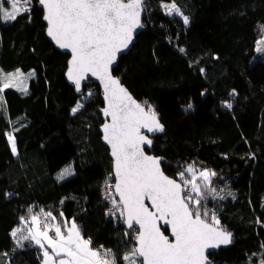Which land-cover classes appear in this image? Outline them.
Here are the masks:
<instances>
[{
    "label": "trees",
    "instance_id": "16d2710c",
    "mask_svg": "<svg viewBox=\"0 0 264 264\" xmlns=\"http://www.w3.org/2000/svg\"><path fill=\"white\" fill-rule=\"evenodd\" d=\"M164 1L173 2L145 1L143 27L113 73L158 114L164 131L152 137L150 153L161 157L167 175L179 181L177 173L188 165L216 173L211 186L218 195L214 199L205 192L204 202L232 234V242L210 253V259L215 264H260L264 57L256 47L264 40V0H175L189 17L188 25L164 13ZM36 2L30 15L0 19V68L35 73L26 80V94L15 88L0 94V103L6 102L0 116V264H41L38 246L24 241L18 247L10 235L23 227L20 218H29V208L33 214L43 209L57 220L72 219L92 247L111 249L118 264H127L120 258L135 246L128 235L135 233L124 226L119 212L109 216L111 203L104 201L112 174L98 131L100 90L88 81L82 94H75L64 77L68 55L53 46L38 53L48 41ZM78 101L83 107L73 115ZM7 132L15 136L17 155ZM69 165L72 174L58 179Z\"/></svg>",
    "mask_w": 264,
    "mask_h": 264
},
{
    "label": "snow or ice",
    "instance_id": "6c2138e0",
    "mask_svg": "<svg viewBox=\"0 0 264 264\" xmlns=\"http://www.w3.org/2000/svg\"><path fill=\"white\" fill-rule=\"evenodd\" d=\"M32 3L33 0H0V19L7 22L25 13L30 15ZM38 3L44 9L47 35L61 49L71 52L66 75L76 92H81L82 81L89 74L103 84L107 107L102 111L111 118L110 123L103 125V140L111 146L115 177L114 185L106 182L107 187L114 189V195L106 193L105 198L112 202L109 213L114 215L113 209L119 212L128 229L135 233L128 235L136 242L120 259L127 264L138 261L139 264H206L207 249L232 242V234L221 228L216 213L204 202L205 192L214 199L218 195L211 186L216 173L204 169L197 176L195 167L188 165L177 173L179 182L165 175L160 158L146 154L145 148L151 147L152 140L142 132L164 131L158 114L150 105L146 109L133 99L111 74L117 55L128 48L136 29L143 27L141 14L147 10L145 0H38ZM4 4L9 7H3ZM161 6L168 15L180 16L185 25L189 24V17L175 0ZM260 44L264 40L257 42L256 51L264 54ZM34 74L33 71L25 75L20 69L5 73L0 68V94L9 88L26 94V80ZM5 103H0V116L6 111ZM225 106L231 108V104ZM82 107L78 101L72 114ZM5 135L13 155H17L13 132ZM185 172L191 174L190 179L185 178ZM71 174V166H66L58 179ZM27 211L29 218H20L23 227L15 228L10 235L18 247H24V241L38 246L43 264H118L111 249H93L92 241L82 236L75 221L69 224L65 220L63 225L52 223L57 218L51 211L41 209L34 214L32 208ZM60 216L63 217L62 212ZM169 230L171 239L165 234ZM260 264H264V259Z\"/></svg>",
    "mask_w": 264,
    "mask_h": 264
},
{
    "label": "water",
    "instance_id": "95a60500",
    "mask_svg": "<svg viewBox=\"0 0 264 264\" xmlns=\"http://www.w3.org/2000/svg\"><path fill=\"white\" fill-rule=\"evenodd\" d=\"M36 4H37V6H38L39 8L42 9V20H43L44 23L46 24V27H45V37H46V40L52 44L53 48H55V49L58 50L59 52H62V53H65V54L68 55V57H67V61H66V68H65V71H64V77H65V80L67 81V83H68L70 86H72V87L74 88V92H75V94H77V95H81V94H82V91H83V86H84L88 81H91V82H93V83H95V84L98 85V88H99V90H100V96H101L102 104H103L102 107H101V109H100L102 123L99 125V127H98V131H99V133H100L101 143L107 148V150H108V156H109L110 159H111V174H112L113 182L115 183V177H114V158L111 156V146L108 145V144L103 140V125H104V123H110V122H111V118H110V117H106V116L103 114V111H102V109H104L105 107H107V102H106L105 99H104V88H103V84H102L98 79H96L95 77H92V76L89 74L88 78H87L85 81H82L81 92H80V93H77V92H76V90H75V85H74L71 81L68 80L67 75H66L67 68H68V63H69V61H70V59H71V52H70V50H68V49H61L58 45H56L55 41H53V40L51 39V37H49V36L47 35V22L43 19V16H44V9H43V7L38 3V0H37ZM144 14H145V12H142V14H141V24L143 23V17H144ZM141 29H142V27L136 29V31H135L134 34H133L132 42L129 44L128 48H127V49H124L121 53H119V54L117 55V59H116V61L114 62V64L112 65V67H111V74H112V76H113L114 78H118V79L120 80L121 86H123L124 88L127 89V91H128L129 94L133 97V99H135L138 103L143 104L142 102H140L137 98H135V97L133 96V94L128 90V88L122 83L121 78L113 73V69L116 67L119 57H120L121 55L126 54V53L131 49L132 45L135 43L136 36L139 34V32L141 31ZM143 105H144L145 108L147 109L146 105H145V104H143ZM142 132H143V134L147 135V136L149 137V139H151V140H152V137H153V136H155V135H159V134L162 133V132L148 133L146 130H142ZM151 147H152V145H151ZM151 147H150V148H147V147L145 148V152H146V154H147V155L154 156V157H157V158H160V161H161V157H160V156H155L154 154L150 153ZM160 167H161V169H162L161 164H160ZM162 171H163V169H162ZM163 172H164V171H163ZM164 174L167 175L165 172H164ZM167 176H169V175H167ZM169 177H170V178H173V177H171V176H169ZM173 179H175V178H173ZM178 182H179V181H178ZM113 193H114V189H113ZM116 198L119 199L118 197H116ZM146 203H147V202H146ZM123 223H124V220H123ZM124 226L128 229L126 223H124ZM221 228H223V227H221ZM162 230H163V227H162ZM165 234L170 236V230H169L168 233H165ZM170 239H171V236H170ZM134 243H135V246H136V242H135V241H134ZM227 245H229V244H227ZM227 245H223V244H222V245H220L218 248L207 249V250L205 251V255L207 256L206 264H215V262H214L212 259H210L209 254L212 253L213 251H215V250L221 248V247H226ZM135 246H134V247H135Z\"/></svg>",
    "mask_w": 264,
    "mask_h": 264
},
{
    "label": "rangeland",
    "instance_id": "374dc122",
    "mask_svg": "<svg viewBox=\"0 0 264 264\" xmlns=\"http://www.w3.org/2000/svg\"><path fill=\"white\" fill-rule=\"evenodd\" d=\"M164 3H171L170 1H164V2H162L161 3V5L162 4H164ZM162 7V6H161ZM162 10L164 11V13H166L165 12V10L162 8ZM167 14V13H166ZM168 15V14H167ZM168 16H170V15H168ZM171 16H177V15H171ZM179 18H181L182 19V17H180V16H178ZM183 20V19H182ZM259 41H262V39H259ZM260 47H262V48H264V44H260ZM52 48V44L50 43V42H46V43H44L39 49H38V53L39 54H43V53H45V52H47V51H49L50 49ZM259 56H261V57H264V54H261L260 53V55ZM89 96L88 95H84L83 96V99H87ZM199 172H200V170H196V173H197V176L199 175ZM61 173V172H60ZM187 173V172H186ZM187 174H189V173H187ZM190 176H188L189 178H187V179H190L191 178V174H189ZM197 182L199 183L200 181L199 180H197ZM195 193H192V195L195 197V195H194ZM210 219V218H209ZM65 221V220H64ZM67 221H69V224L71 223V221H73L72 219H69V220H67ZM55 222H58V220L56 219V221H54V222H52V223H55ZM52 233H50V235H51ZM93 249H96V248H94L93 247ZM41 253H42V251H41ZM42 259H41V264H43V255H42V257H41Z\"/></svg>",
    "mask_w": 264,
    "mask_h": 264
},
{
    "label": "built area",
    "instance_id": "2783aa9c",
    "mask_svg": "<svg viewBox=\"0 0 264 264\" xmlns=\"http://www.w3.org/2000/svg\"><path fill=\"white\" fill-rule=\"evenodd\" d=\"M114 183V182H113ZM109 185H112V183H109ZM109 189H111L110 187H109ZM108 196H112L111 195V192L108 194ZM105 199V201H107L108 203H111V205H110V207H109V209H112V202H111V200L110 199H106V198H104ZM109 209H108V214H109V216H114L115 214H116V210L115 209H113V212H115V214L113 215V214H110L109 213ZM39 212H40V210H39ZM103 249H106V248H103Z\"/></svg>",
    "mask_w": 264,
    "mask_h": 264
},
{
    "label": "bare ground",
    "instance_id": "6f19581e",
    "mask_svg": "<svg viewBox=\"0 0 264 264\" xmlns=\"http://www.w3.org/2000/svg\"><path fill=\"white\" fill-rule=\"evenodd\" d=\"M145 1H146V0H145ZM110 183H112V185H114V183H113V178H112V181H111ZM110 192H111V195H114V193H113V188L109 189V187H108V191L106 192L107 195H108ZM104 198H105V196H104ZM116 199H117V198H116ZM117 200H118V199H117ZM104 201H105V199H104ZM105 202H107V201H105Z\"/></svg>",
    "mask_w": 264,
    "mask_h": 264
},
{
    "label": "crops",
    "instance_id": "0c3cea01",
    "mask_svg": "<svg viewBox=\"0 0 264 264\" xmlns=\"http://www.w3.org/2000/svg\"><path fill=\"white\" fill-rule=\"evenodd\" d=\"M58 222H60L62 225H63V220H62V218H59L58 219ZM69 222V221H68ZM95 248V247H94ZM97 249V248H96Z\"/></svg>",
    "mask_w": 264,
    "mask_h": 264
}]
</instances>
